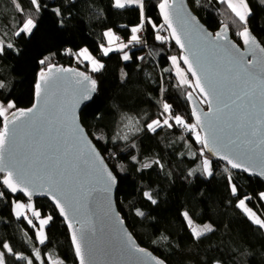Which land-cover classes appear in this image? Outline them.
Here are the masks:
<instances>
[{"label":"trees","instance_id":"1","mask_svg":"<svg viewBox=\"0 0 264 264\" xmlns=\"http://www.w3.org/2000/svg\"><path fill=\"white\" fill-rule=\"evenodd\" d=\"M161 1L144 0L141 10L139 5L117 7L116 0H39V9L31 0H0V37L6 43L0 52V102H11L12 112L31 108L40 72L52 64L88 72L98 90L81 112L82 124L119 179L117 206L141 246L167 264H264V227L238 204L248 198L264 218V182L227 170L197 140L201 134L187 99L196 90L177 83L171 58L180 59V51L162 22ZM189 2L209 30L228 25L239 42L241 31L250 28L264 45V0H246L247 24L225 0ZM29 18L36 26L27 34L21 28ZM141 26L142 42L104 54L109 30H115L119 39L132 41V29ZM162 32L164 38L157 39ZM125 53L129 60L123 59ZM87 55L91 59H85ZM165 104L170 105L167 111ZM129 115L135 123L131 132L124 123ZM177 115L184 121L181 128L174 119ZM5 119L0 115V131ZM157 120L160 124H153V131L148 125ZM205 160L212 165L211 175ZM4 177L0 173L4 264H51L52 260L78 264L68 227L53 204L48 199L33 202L44 217H51L47 241L40 244L38 224L28 223L34 216L14 214V201L27 199L11 195ZM137 210L143 215H137ZM185 213L197 225H211L212 231L197 238ZM5 243L11 252L3 247Z\"/></svg>","mask_w":264,"mask_h":264},{"label":"water","instance_id":"2","mask_svg":"<svg viewBox=\"0 0 264 264\" xmlns=\"http://www.w3.org/2000/svg\"><path fill=\"white\" fill-rule=\"evenodd\" d=\"M162 2L163 0L158 6L162 22L171 41L180 51L181 63L192 77L197 91L189 94L187 99L192 119L201 132V140H208L207 147L202 143L204 152L212 160L229 166L232 171L264 182V175L260 174L264 172V52L260 51L264 45L250 28H245L247 37L240 34L239 42L232 36L228 25L224 24L218 31L209 30L193 11L189 0H167L164 9L160 7ZM177 36L184 47L177 44ZM253 37L255 44L251 42ZM246 39L249 40L248 43H245ZM239 54H243L244 61H252V65H246L248 72L234 62ZM185 57L196 72L195 76L189 69V63H185ZM205 72L213 82L215 91L205 81ZM197 77L208 95L197 87ZM92 81H95L94 91ZM36 84H40V95L37 96L36 88L33 103L35 107L31 105L33 111H25L21 115L20 110L27 109L15 110L6 117L0 131H5L7 125L5 143L0 151V173L5 175L3 183L11 172V180L17 186V191L12 192L4 183L7 191L13 196H22L33 202L37 199H48L66 223L74 249L73 233L79 238L82 230L89 226L94 227L91 253L89 246H85L83 242L81 244L85 264H156L157 261L167 264L149 248H143L130 231L117 206L119 179L82 124L81 112L97 94L96 80L77 66L52 64L40 72ZM83 96L88 98L82 99ZM73 105L76 124L82 129L85 140L99 153L106 170L116 177V183L108 194L103 192V183L98 173L91 168L88 169L87 182L77 183L70 179L79 171V167L73 170V166L79 165V161L67 157L65 150L75 155L82 147L75 143L71 131L69 117ZM234 144L246 146L245 150L240 153L233 151ZM247 148L252 151H247ZM229 159L241 163L249 171L233 168L228 162ZM57 170L66 172V176L60 179L66 186L65 190L70 187L74 193L78 214H74L64 200L57 196L56 199L65 208L64 214H61L56 200L52 198L55 193L50 191L44 177ZM81 183L83 187L80 186ZM105 195L110 199L93 201V197ZM125 241H128L127 246ZM127 247L144 249L146 254L130 255ZM77 258L80 264L81 257L77 255Z\"/></svg>","mask_w":264,"mask_h":264},{"label":"snow or ice","instance_id":"3","mask_svg":"<svg viewBox=\"0 0 264 264\" xmlns=\"http://www.w3.org/2000/svg\"><path fill=\"white\" fill-rule=\"evenodd\" d=\"M128 3L130 4H138L141 8V10H143L144 4H143V0H127ZM31 3L36 7V9L40 8V4H39V0H31ZM240 3L243 4L244 8L247 9V4L245 3V0H240ZM116 6L117 7H124V4L121 3V0H116ZM167 6V0H163V2L161 3L160 7L161 9L166 8ZM229 6L232 7L233 11L236 13V15L239 17V19L241 21L246 22L247 21V13L245 12H241L238 11L237 8L231 3V0H229ZM59 10L57 9V12ZM250 11V10H249ZM167 19V15L165 17ZM35 27V22L29 18L27 19L24 23L23 26L21 28V32H27V33H31L32 29ZM139 30V28L134 27L132 29L133 33H136ZM19 34V33H17ZM107 35V33H106ZM173 35H175V31L173 30ZM207 34H205L206 36ZM241 35H244L245 37L248 36L247 33V29H245V31L243 33H241ZM157 39H163V37H160L159 35H157L156 37ZM139 38L136 35L132 36V40H138ZM176 42L177 44H180L181 47H184V45L181 43V40L179 38V36L176 37ZM249 40L246 39L245 43H248ZM251 42L253 44H255V38H251ZM8 47H12L11 45H8ZM4 49L3 47H0V52H3ZM87 50H82L83 54L84 52H86ZM111 51V49H105L104 50V54L107 55V53ZM261 52H264V48L260 49ZM85 59H91L90 56H85ZM124 60H128L130 59V57L125 54L123 57ZM174 62L176 60V57H172L171 58ZM185 63H189L188 58L185 57L184 58ZM235 63L239 64L241 69L245 72H248L249 69L246 67V65H252V61H244L243 60V54H239L238 59L234 60ZM41 63H43V61H41ZM94 64H96V61H93ZM197 63H199V60L197 59ZM98 67H103V65H99ZM189 69L192 70V66L191 63H189ZM98 70V68H97ZM192 74L195 76L196 72L194 70H192ZM42 79H45L44 77H42ZM85 79H87V77H85ZM204 79L205 81L208 83L209 88L212 89L213 91H215V87L213 85V82L210 80L207 72L204 73ZM182 82H187V81H182ZM92 90H95V81H92ZM3 85L0 84V87H2ZM197 87L200 88V91L203 92L205 95H208L207 92H205V89L203 86L200 85V78L197 77ZM37 88V96L39 97L40 95V84L36 85ZM87 96H83L82 99H87ZM78 103V102H77ZM14 105L9 102L7 107L11 108ZM33 107H35V105H33ZM74 107L75 105H73V110L71 112V115L69 117L70 120V126H71V131L73 134V139L75 141L76 144H80L82 145V147L80 149L77 150V153L74 155L72 152L67 151V149L65 150V155L67 157H70L74 160H78L79 161V165H74L73 166V170L75 171V169L77 167H79V171L75 172V176L71 177V180L76 181L77 183H79L80 181H84L87 182V178H88V169L91 168L93 169L96 173H98L99 175V179L100 181L103 183V192L105 194H108L111 192L112 187L115 185L116 183V177L110 172L107 171L106 168L102 165V158L99 156V153L96 152L95 148L90 144V142H88L87 140H85L83 134H82V129L80 128V126L78 124H76V116L74 113ZM165 110L167 111L170 108V105L165 104L164 105ZM21 111V115L25 114V111L27 113H31L33 111L32 108H29L27 110H20ZM4 112V108L2 105H0V115H3ZM175 122L177 124H183L184 121L182 119V117H180L179 115L174 117ZM197 120H199V116H197ZM164 124H168V121L165 120L163 122ZM153 124L159 126L160 121H153L152 124L148 125V127L150 129H152L153 131H155V129L153 128ZM169 127H171V125H168ZM186 127L192 128L194 126L191 125H185ZM7 134V125H5V131L0 132V151L3 150V146L5 143V137ZM197 140L200 141L201 143L204 144L205 147L208 146V140L207 138L201 140V138L199 136H197ZM213 140H215V137H213ZM227 147V146H225ZM244 145H233V151H236L238 153L243 152L245 150ZM247 151H252L251 148H247ZM225 159H228L227 156L224 157ZM133 159H135V157H133ZM228 162L232 165L233 168H243L244 171H249L248 168L244 167L241 163H236L233 162L232 160H228ZM204 166H205V170L208 171V174L211 175V171L209 170V161L205 160L204 161ZM145 167H147V165H145ZM81 173H83V175H81ZM261 175H264V172L260 173ZM11 176L12 173H9V177L7 179L4 180V183L6 185H8V187L11 189L12 192H16L17 191V186L12 182L11 180ZM62 176H66V172L63 170H57L52 174L47 175L46 177H44V181L48 183L50 191L52 193H55V195H53V199L56 200L57 206L60 209L61 214H64L65 212V208L63 205H61L60 200L56 199L57 196H60L65 204L68 206L69 209H71L73 211L74 214H78L79 213V209H77L75 207V195L72 192L71 188L69 187L68 190H65V185L63 184V182L61 181V177ZM21 179H23V177H20ZM229 180H231V177H229ZM81 187H83V184H80ZM231 191L233 193H235L237 191L236 185H232L231 187ZM3 193L0 192V196H2ZM30 195V193H29ZM89 195H91V193L89 192ZM145 196L148 197L149 200L152 201V203H156L155 200L152 199V196L149 193H144ZM262 197H264V193L261 194ZM100 199H104V200H109L110 197L108 195H105L103 197L97 196V197H93V201H98ZM239 206L240 207H244L246 212H249V210L245 207V200L241 199L239 201ZM250 216L254 215L252 213H250ZM17 215H20V213H17ZM34 215H36L37 217L39 216V213L36 212L34 213ZM137 215H143V212L137 210ZM185 216H187V213L184 214ZM48 220H51V217H48L47 219H43L41 220V228H43V225L48 223ZM29 224L32 223L31 220L28 221ZM189 223H191V221H189ZM255 223L261 225L262 227H264V220H261L259 218L255 219ZM212 231V227L211 225H204L203 229L200 231H196L195 229H193V233L194 235L199 238L201 235L204 234V232H210ZM94 233H95V228L92 226H89L86 230H82L80 233L79 238L77 237V235L75 233H73L72 239L73 242L75 244V251L76 254L78 256H80V264H85V260L84 257L82 255V249H81V244L83 242V244L85 246H89V252L91 253V242L93 241L94 238ZM45 239H47L46 236H42V238L40 239V243H44ZM125 245H128V241H125ZM3 247L5 249H7L9 252L12 251L11 247L5 243L3 244ZM127 252L130 255H135L137 253H145L144 249L141 248H135V247H127ZM146 254V253H145ZM0 264H4V253L0 252ZM29 264H31V261H29ZM156 264H164L163 261H157Z\"/></svg>","mask_w":264,"mask_h":264},{"label":"rangeland","instance_id":"4","mask_svg":"<svg viewBox=\"0 0 264 264\" xmlns=\"http://www.w3.org/2000/svg\"><path fill=\"white\" fill-rule=\"evenodd\" d=\"M225 1L227 2L228 0H225ZM143 2H144V0H143ZM121 3H123L124 6H128V5H130V6L138 5V4H130V3L127 2V0H121ZM231 3L237 8L238 11L247 13V16L250 13L249 8H248V5H247V9H245L244 6H243V4L240 3V0H231ZM245 3L247 4L246 0H245ZM227 4L229 5L228 2H227ZM230 10L233 11L232 7H230ZM244 23L247 24V21L244 22ZM35 26H36V24H35ZM136 28H139V30H140V27H136ZM138 31L136 33H134L133 35H136L138 37L139 36ZM27 34H29V33H27ZM161 34H162V37L164 38V33L162 32ZM106 36L108 38V45L104 49H112L114 51L115 50H118V49L124 50L125 47L130 46V45H133V43L142 42V39H140V38L138 40H135V41L134 40L127 41L126 39L123 41V39H119V37H117V35L115 33V30H109L107 32V35ZM5 44L6 43H4V39L0 37V47H3ZM125 54H127L130 57V55L128 53H125ZM175 57H176V60H175V62L172 60V63L174 65L173 67L175 68V76H176V79H177V83L180 84V85H182V86H185V87H187L189 89L196 90V88H194V84H193L192 77H190V75L188 74V72H187L186 68L183 66V64L180 63L181 60L179 59V57L178 56H175ZM179 63L182 66H180ZM182 81H187V82H182ZM2 105H3V108H4L3 114H4L5 117H7L13 111L14 106L11 107V108H9V107H7L6 104H2ZM133 119L134 118L129 115L126 118L125 122H124L125 123V129L127 128L126 129L127 132L133 131L132 129L135 126V123H134ZM171 119H172V117H171ZM182 126H183V124H182ZM200 134H201V132H200ZM211 166L212 165H211V163L209 161V170L210 171H212L211 170ZM206 172L208 173V171H206ZM243 200H245V207L249 210L250 213H252L254 215L250 216L249 212H246L244 207H240V208H242V210L249 216V218L251 220H253L254 222H255V219L256 218H259L261 220H264V218L262 217V215L259 214L258 211L252 205H250L248 203V198H243ZM263 200H264V197H263ZM238 204H239V202H238ZM36 212L39 213V216L38 217L36 215H34V213H36ZM17 213H20V215H17ZM14 214L17 215V217H19V218H25V217H28V215L30 216V218H33V217H31V214H32L35 219L34 220H31L32 221L31 224H38L37 231H36V235H37V239H38L39 243H40V239L42 238V236L48 237V235H46V229H47V226L49 225L48 223L50 222V220H48V223H46V224L43 225V228H41V223L40 222L43 219H47L49 216L44 217L42 215V213H40V211L37 209V207H36L35 203H33V201H28V200H25V201L19 200L18 201V200H15L14 201ZM186 218H188V221H191V223H189V225H190V228H192V231H193V229H195L196 231H200V230L203 229V226L204 225H199V224L197 225V224H195L192 221V219L190 217H188V215L186 216ZM205 233H208V232H204V234ZM46 241H47V239H45L44 243ZM40 244H43V243H40ZM51 264H63V262L61 260L60 261H58V260H52Z\"/></svg>","mask_w":264,"mask_h":264},{"label":"crops","instance_id":"5","mask_svg":"<svg viewBox=\"0 0 264 264\" xmlns=\"http://www.w3.org/2000/svg\"><path fill=\"white\" fill-rule=\"evenodd\" d=\"M228 3H229V0L227 1ZM143 32V27L141 26L140 27V30L138 31V34H139V36H138V38H140L141 39V36H140V34ZM124 41V40H123ZM4 47V46H3ZM88 56V55H87ZM0 104L2 105V103L0 102ZM3 106V105H2Z\"/></svg>","mask_w":264,"mask_h":264},{"label":"built area","instance_id":"6","mask_svg":"<svg viewBox=\"0 0 264 264\" xmlns=\"http://www.w3.org/2000/svg\"><path fill=\"white\" fill-rule=\"evenodd\" d=\"M104 48H106V46H104ZM181 127H182V124H179V125H178V128H181ZM225 167H226L227 170L229 169V170L231 171V169H230L229 166H226V165H225Z\"/></svg>","mask_w":264,"mask_h":264}]
</instances>
